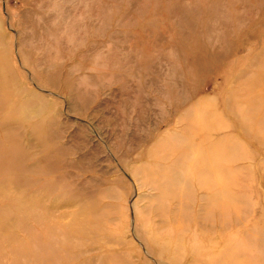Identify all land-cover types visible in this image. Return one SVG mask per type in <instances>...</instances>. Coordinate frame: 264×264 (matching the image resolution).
<instances>
[{
  "label": "rangeland",
  "instance_id": "374dc122",
  "mask_svg": "<svg viewBox=\"0 0 264 264\" xmlns=\"http://www.w3.org/2000/svg\"><path fill=\"white\" fill-rule=\"evenodd\" d=\"M17 255L264 264V0H0Z\"/></svg>",
  "mask_w": 264,
  "mask_h": 264
},
{
  "label": "bare ground",
  "instance_id": "6f19581e",
  "mask_svg": "<svg viewBox=\"0 0 264 264\" xmlns=\"http://www.w3.org/2000/svg\"><path fill=\"white\" fill-rule=\"evenodd\" d=\"M25 260H26V257H24V255H17L16 258L14 260H12V262H13V264H19L20 262L25 261ZM1 262H2V264H4L3 261H1Z\"/></svg>",
  "mask_w": 264,
  "mask_h": 264
}]
</instances>
